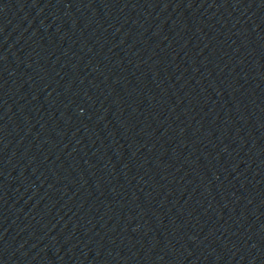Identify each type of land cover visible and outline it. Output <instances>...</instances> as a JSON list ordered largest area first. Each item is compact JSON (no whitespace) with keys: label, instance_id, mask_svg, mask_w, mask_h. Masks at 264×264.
I'll return each mask as SVG.
<instances>
[{"label":"water","instance_id":"obj_1","mask_svg":"<svg viewBox=\"0 0 264 264\" xmlns=\"http://www.w3.org/2000/svg\"><path fill=\"white\" fill-rule=\"evenodd\" d=\"M223 137L264 264V0H167Z\"/></svg>","mask_w":264,"mask_h":264}]
</instances>
